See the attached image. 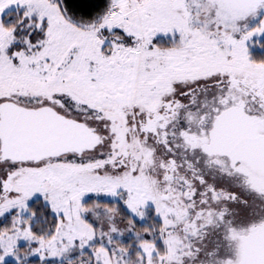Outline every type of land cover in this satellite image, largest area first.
<instances>
[{"label":"snow or ice","instance_id":"1","mask_svg":"<svg viewBox=\"0 0 264 264\" xmlns=\"http://www.w3.org/2000/svg\"><path fill=\"white\" fill-rule=\"evenodd\" d=\"M0 264H264V0H0Z\"/></svg>","mask_w":264,"mask_h":264}]
</instances>
